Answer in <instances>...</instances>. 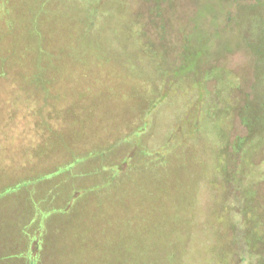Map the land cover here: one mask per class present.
<instances>
[{
	"label": "rangeland",
	"instance_id": "obj_1",
	"mask_svg": "<svg viewBox=\"0 0 264 264\" xmlns=\"http://www.w3.org/2000/svg\"><path fill=\"white\" fill-rule=\"evenodd\" d=\"M28 1L37 3L39 8L41 0ZM56 1L63 8L44 16L66 21L67 24L62 25L65 35L75 34L79 28L92 35L96 33L98 29L92 26L93 11H88L93 0H73L71 12L66 8L68 0ZM96 1L102 11L98 19L102 29L98 33L105 38L102 43L119 55L129 56L134 66L125 64L123 69L118 68L114 79L99 86L107 93H103L107 97L102 101L109 108L101 111L90 108V126L86 123L88 128H82L84 140L80 138L77 144L83 150L84 159L72 165L70 155L60 157L70 146L69 138L73 133L70 126L57 130L55 124H59L54 121L55 124L52 122L42 128V122L31 109V115L25 114L26 106L21 108L16 101L14 103L12 98L16 97L12 93L10 100L4 94L6 88L11 86L12 89L13 83L21 81L0 76V106L4 105V109L0 108V119L4 114L15 115L17 119L25 117L31 127L34 124L40 130L51 132V136L41 133L39 141L34 139L32 148L16 145L15 141L3 144L5 152L8 150L16 156L29 151L33 156L28 157L27 152L24 158L30 159L27 162L31 164L49 160L44 168L47 171L37 172L31 182L37 185L40 181L39 185L45 189L50 186L61 192L60 184L65 181L67 205L73 194H70V186L79 187L81 193L78 204L70 210L59 197L58 205L43 203L35 211L32 219L36 216V221L41 218L46 223L47 218L56 217L51 220V227L44 230L47 248L41 264H133L135 255L140 259L141 246L142 255L147 257V225L143 224L147 221V209L149 212L155 207H166L174 200L177 208L182 209L184 205L194 220L185 264L220 263L228 253L226 249L233 233L240 240L234 243L237 244L235 251L244 257L241 264H249L260 254L264 256V142L249 158L232 153L231 147L237 137L248 134L238 113L239 107L232 106H242L246 99L253 100L256 93L264 90V0ZM11 8L14 7L9 8L10 12ZM2 12L0 8V17ZM14 16L11 12L4 20L6 26L0 28V33L21 36L27 29L31 30L26 25L29 20L23 25L21 15L15 28L9 26ZM86 19L91 21L90 27L83 26L87 25ZM186 44L201 59L198 67L211 69L209 73L204 71L198 76L191 70L178 72ZM11 61L10 58L8 62L4 60L6 65ZM2 65L0 62V68ZM128 68L137 71L135 77ZM252 85L256 87L254 90ZM107 87H112V91ZM118 90L120 94L115 95ZM261 93L262 98H256L257 111L261 110L264 100ZM48 106L49 115L57 112L54 99ZM210 114L215 117L208 125ZM112 139L118 142L102 160L96 154L87 156L95 151L91 145H107ZM220 155L225 165L230 156L228 170L232 174L238 170V182L224 183L218 166ZM199 156L204 164L199 163ZM160 165V171H154ZM55 169L58 174H54ZM108 180V186L103 187ZM5 183L2 182L0 190L5 197L0 198V207L4 209L0 217L9 226V220L17 211L22 214L23 225L22 220L27 221L32 216L31 211H22L24 193L18 191L14 208L11 204H14L16 190H12L10 184L4 186ZM86 189L92 191L88 193ZM252 191L255 192L253 204ZM38 198L42 201L44 196L39 193ZM249 209L255 217L245 222L243 211ZM156 219L163 221L161 216ZM257 220L254 231L263 243L249 250L245 227L254 226L251 224ZM38 226L32 222L28 227L32 235L27 234L26 229L23 233L28 239L37 236L36 241L40 242L35 229ZM3 230H7L6 227L0 228L1 232ZM0 240L4 241V236ZM23 253L31 258V251L23 245L4 246L0 249V264H19Z\"/></svg>",
	"mask_w": 264,
	"mask_h": 264
},
{
	"label": "trees",
	"instance_id": "obj_2",
	"mask_svg": "<svg viewBox=\"0 0 264 264\" xmlns=\"http://www.w3.org/2000/svg\"><path fill=\"white\" fill-rule=\"evenodd\" d=\"M73 2V0H68V4H66L67 10L70 12V6L73 5ZM0 3V8L3 10L2 16L0 17L1 29L6 26L4 20L11 16V12L15 13V16L10 18L8 23L9 26L15 28L17 26L18 17L21 15L24 19L23 25H25L26 20H29L26 25L31 29H27L21 36L11 35L6 32L0 33V62L3 63L0 68V76H5L6 79L12 78L15 82L21 81L18 84L13 83L12 89L11 86L6 88L4 94L7 95V99L10 100L8 97L12 93L13 96L16 97L15 100L12 98L14 103L17 102L21 108L26 106L28 110L25 111V114L31 115V111H33L35 113L34 115L42 122V124H40L42 128L52 125V122L55 124L54 121H57L59 124V126L55 124L57 130L61 127L70 126L73 132L69 138L70 146L65 148L64 155H58L60 157L70 155L71 164L73 165L84 159L83 150L77 147V144L78 140H80V138L82 139V136H84L81 133L82 128H88L90 126L89 120L91 116H88V113L91 111L90 108H93V111L98 109L101 111L104 107L109 108V106L104 105L105 102L102 101L107 97L104 96L107 93L101 91L99 86L102 85V82L104 83L105 81H110L112 78L114 79L117 75L116 71L118 68L123 69L125 64H127L125 66L133 67L134 63L131 62L129 56L126 55L125 57L124 55H119L112 49H107L102 43L105 38L99 35L102 29L98 26V19L102 11L96 0H93L88 6V11H93L91 16H93L95 21L92 26L98 29L96 33L92 35L84 28H79L77 33L69 36L65 35L66 32L64 28H62L63 24H67L66 21L64 22L62 18H51L52 16H47V14L52 13L53 10L63 8L60 5L58 6L56 0L50 3L47 0H41L40 4H38L39 8L37 7V3H32L28 0H0ZM27 5L30 6L26 8ZM51 5H57V7H51ZM11 6L14 8H11L10 12L9 8ZM45 13L47 14L44 16ZM90 22L91 21L86 19L87 25H82L84 27H90ZM24 28H26V26H24ZM184 49V53L182 52L184 61L178 69V72H180V69L183 70L180 74L184 71L191 70L199 76L203 75L204 71H207V73L211 71V69L204 70L198 67L201 59L197 58L187 44ZM9 58L12 59V61L6 65L4 60L8 62ZM128 69L132 71L131 75L135 77L137 71L133 68ZM207 75L208 74H206V77L208 78ZM255 88L256 87L252 85V90ZM107 89L112 91V87H107ZM119 91L120 90L115 91L114 94L119 95ZM259 93H256L253 100L246 99V103L242 106L238 104L232 106L234 108L239 107L237 110L241 121L248 129V134L246 136L237 137L231 144L232 153H240L242 154V158H249L252 151L256 150L264 142V100L262 99L261 110L257 111L259 104L256 98H262ZM262 93L264 94V90ZM51 99H54V105L57 111L53 115H49L50 107L48 103L50 105ZM99 103L100 106L98 108ZM78 104L81 106L78 107ZM226 108L227 110L229 109V107ZM58 111H62V113ZM65 112H70V115L65 116ZM203 116L204 114L201 113L200 117L203 118ZM212 117L215 116L210 114L207 121L208 125ZM86 123H88V127ZM194 124L195 127H197L196 123ZM40 129L41 128L38 127L39 135L41 133H47L51 136L50 130ZM39 138L40 137H38L37 140ZM118 139L110 140L107 145L94 144L93 147L91 145L90 148H95V151H92V153L87 156L96 154L102 160L104 154L109 151L111 146L118 142ZM87 149L88 148L85 150L87 151ZM80 155H82V157H80ZM59 156H57V159ZM199 157V163H203V161H201V156ZM229 158L230 156L225 165L220 155L218 166H220L219 170L222 176H224V183L225 181H232L234 184L238 182V175L236 174L238 170L233 171V174L229 172ZM55 163L58 162L55 161ZM223 164L224 166L222 167ZM160 169L161 165L154 171L158 172ZM57 170L58 169L54 170V174L56 172V174L59 173ZM41 172L43 173V171ZM230 174L233 175L232 180L229 178ZM37 175V173H33L30 181L32 179L35 180ZM108 184L109 180L103 187L108 186ZM60 185H62L59 187L61 192L60 190L54 189L48 199L50 203L56 202L58 205L59 197H61L63 199V206H66L68 185H66L65 181L61 182ZM40 186L41 185H39V187ZM78 188L79 187H69L71 191L70 194L73 193L72 199L68 202L69 205H67L69 210L71 209L70 207L76 206L79 202V195L81 193L78 192ZM86 190L88 193L92 191L89 189ZM254 199L255 192L252 191V198H250L252 204ZM86 203L88 204V201H86ZM181 208L182 209L177 208L174 200L166 207H155L149 212L147 209V221L143 223L147 225V257L142 255L143 247L141 246L139 248V251L141 250L140 259L135 255L133 264H185L184 257L188 253L194 220L193 216L191 217V213L190 215L187 214L184 205L181 206ZM160 216L163 219L162 223L158 221L159 219H156ZM251 217L254 219L255 215L250 209L243 211V220H245V222L252 220ZM55 218L56 217L53 218L51 216L47 223H44L41 219L40 228L36 230L38 231L37 235L40 237V242L36 241L37 236L28 239L27 234L30 233V231L26 229L28 233L25 234V244L23 247L31 251V258H27V254L23 253L24 257L20 258L19 264L42 263L41 260L46 257L45 250L47 248L46 242L44 241V230L45 228L48 229L51 227L50 222L53 219L55 220ZM256 223H258V220L251 224L254 226L245 227V237L248 238L246 244L249 246V250L263 243V240L256 236L257 234L254 231ZM44 225L46 226L44 227ZM35 234L36 232H34L33 235ZM30 235H32V233H30ZM238 240L236 233H233L231 242H229V247L226 249L228 253L223 256L218 264H241L242 258L244 257L240 256V254L235 251V245L237 244L234 242H238ZM249 264H264V256L262 254L255 256V259L251 260Z\"/></svg>",
	"mask_w": 264,
	"mask_h": 264
},
{
	"label": "crops",
	"instance_id": "obj_3",
	"mask_svg": "<svg viewBox=\"0 0 264 264\" xmlns=\"http://www.w3.org/2000/svg\"><path fill=\"white\" fill-rule=\"evenodd\" d=\"M3 107L4 105L0 106V108L4 109ZM1 117L2 118L0 119V122H2L3 126H0V190L3 188L2 182H6L4 186L10 184L13 188L12 190H16L15 192H13L14 194H16L14 204H11L13 205L14 208L17 207L16 199H18L19 196L18 191L22 190L24 193V197H23L24 207H22V211L26 212L27 210H29L32 212V216H30L27 221L24 218V220H22V224L23 223L24 224L21 225L20 218H22V214L16 211L15 214L11 217V220H9L8 222L9 226H7L6 221L0 217V228L2 229V226H4L7 229V230H3L2 232L0 231V233H3V235H0V237L4 236V241L0 240V249L3 248L4 246L7 247L9 246L19 247L20 245L24 246L25 234L23 232L25 231V229H28L30 225L32 226V222H34V224H39L38 227H35L36 230L40 228L41 218H39V220L36 221V216L33 219L32 217L34 216L35 211L36 210L38 211L39 207L43 203L47 205H52L49 202L48 198L50 194L54 191L53 188H49L50 186L46 187V189L44 188V186L39 187L40 181L37 182L38 183L37 185L33 184L30 181V178L32 177V174L34 172L39 173L41 171L43 172L47 171V169L44 168L46 164L50 163L49 160L48 162H44V163L37 164L36 162L31 164L27 162L30 159L26 160L27 158H24L27 157L26 155H24L27 152L29 153L28 157L32 156L29 151L21 152L23 153L22 155L12 156V152L9 153L7 150L6 151L8 154L7 155L3 147V144L8 145L15 141L16 145L32 148L34 139L39 137L38 126H34L33 124V127H31L30 120L26 119L25 117L24 118L20 117L21 119L20 118L17 119L15 115H5V114L1 115ZM34 133L36 135H34ZM30 135L33 138H31ZM25 142L28 143L26 144ZM35 164L37 165V167H34ZM36 168L37 170H35ZM23 181L25 182L22 183ZM39 193H41L44 196L42 201L41 199L38 198ZM2 197L3 199L5 198L0 194V198ZM3 212L4 209L1 206L0 216L2 215ZM47 220L48 218L46 219V223ZM45 226L46 225H44V227Z\"/></svg>",
	"mask_w": 264,
	"mask_h": 264
}]
</instances>
